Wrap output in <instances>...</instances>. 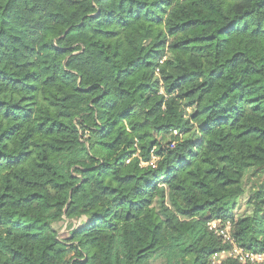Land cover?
Masks as SVG:
<instances>
[{
	"label": "trees",
	"instance_id": "trees-1",
	"mask_svg": "<svg viewBox=\"0 0 264 264\" xmlns=\"http://www.w3.org/2000/svg\"><path fill=\"white\" fill-rule=\"evenodd\" d=\"M212 219L264 251V0H0V264H211Z\"/></svg>",
	"mask_w": 264,
	"mask_h": 264
},
{
	"label": "built area",
	"instance_id": "built-area-1",
	"mask_svg": "<svg viewBox=\"0 0 264 264\" xmlns=\"http://www.w3.org/2000/svg\"><path fill=\"white\" fill-rule=\"evenodd\" d=\"M206 227L208 231L220 239L222 244L229 245L228 250H222L211 255L209 259L211 264H221L227 259H233L245 264H264V251H248L235 243L229 221L212 219L207 222Z\"/></svg>",
	"mask_w": 264,
	"mask_h": 264
},
{
	"label": "rangeland",
	"instance_id": "rangeland-1",
	"mask_svg": "<svg viewBox=\"0 0 264 264\" xmlns=\"http://www.w3.org/2000/svg\"><path fill=\"white\" fill-rule=\"evenodd\" d=\"M246 198H247V195H244L240 200H239V205L237 208H235L234 210V213L236 216H241V215H246V214H249V208L248 206L246 205ZM66 226L67 224L65 225H62V228L60 229V234L64 233L66 231ZM73 255V253H69L66 258H69ZM169 255H175L174 252L172 253H162L160 254L159 256H157L152 262L151 264H167L166 262L168 261L169 263L172 262V264H174V261L173 260H170L169 259ZM168 263V264H169Z\"/></svg>",
	"mask_w": 264,
	"mask_h": 264
}]
</instances>
